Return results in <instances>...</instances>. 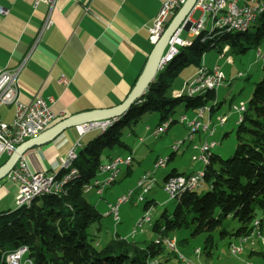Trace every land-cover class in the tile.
<instances>
[{
	"label": "trees",
	"instance_id": "1",
	"mask_svg": "<svg viewBox=\"0 0 264 264\" xmlns=\"http://www.w3.org/2000/svg\"><path fill=\"white\" fill-rule=\"evenodd\" d=\"M259 2L264 6V0ZM259 19L253 31L249 26L244 30L228 31L212 28L211 34L206 35L203 29L190 45L178 48L164 64L163 73L155 76L146 91L120 117L105 129H97V135L83 144L72 162L73 174L69 175V169L63 168L53 173L57 180L69 175L60 192L35 197L29 205L0 210V264H8L6 255L21 247H26V256L34 264H165L170 259L168 254H178L166 246V240L174 238L177 230L188 229L191 236L203 234L202 251L210 257L218 240L248 237L256 219L264 226V74L254 83L241 120L237 122L233 154L222 158L209 151L202 169L201 191L178 192L173 211L164 210L151 225L154 239L137 241L133 235L115 234L98 248L87 228L99 222L103 215L85 197L101 165L111 159L109 150L129 149L122 138L124 129L153 112L159 114L155 127L169 121L168 129L178 122L172 119L178 106L196 111L215 100V89L193 95L180 92L176 96L172 86L186 67L200 66L205 52L211 49L222 53L226 48L240 54L258 47L264 41V7ZM216 106L214 103L209 107V114ZM179 174L186 173H178L173 168L164 179ZM154 204V200L146 201L143 208L146 211ZM227 217L237 222V227L231 231L224 227ZM181 242L187 243V238ZM260 254L264 256V251Z\"/></svg>",
	"mask_w": 264,
	"mask_h": 264
},
{
	"label": "crops",
	"instance_id": "2",
	"mask_svg": "<svg viewBox=\"0 0 264 264\" xmlns=\"http://www.w3.org/2000/svg\"><path fill=\"white\" fill-rule=\"evenodd\" d=\"M163 1L165 0H56L50 11L51 24L41 32L36 41L40 26L48 14V6L44 3L34 6V0H0V7L6 10L5 13H0V71L21 64L18 73L20 102L28 103L34 97L53 99L51 110L55 117L44 131L72 115L118 105L132 90L154 47L148 39L147 27ZM62 76L68 79L67 84L60 81ZM175 92L178 91L174 90L173 93ZM218 108L219 106L215 110ZM14 110V104L0 105V119L11 122ZM188 111L185 110L182 115L191 119L195 110ZM211 117L210 114V120ZM152 122L144 126L146 136H152L151 130L158 121ZM79 130L77 127L65 128L52 138L29 146L22 155L32 170L48 175L56 173L73 145L76 142L81 145L82 139L97 129L88 130L81 136ZM206 133L199 131L195 139L200 142L208 140ZM128 138V142L124 140L129 146V149H124L127 153L125 156L116 150L109 152L111 158L115 155L132 157L131 163L125 165L126 174H130L134 160L133 148L129 144L134 139ZM137 141L139 145L144 142L141 137ZM186 147H189V142ZM144 157H140V160ZM7 158L8 154H3L0 163ZM191 172L193 170L178 173ZM2 188L0 187V200L8 193L6 188ZM103 199L95 198L92 204L99 212L100 206L104 207L102 212L106 214L108 204L114 201L105 203ZM119 223L114 225L115 231L111 238L115 234L122 237L133 235L132 238L137 241L155 238L150 226L144 228L143 232L136 233L134 229H119ZM250 238V243L244 244L242 252L236 257L228 253V248L231 243L238 244L240 239H226L224 243L227 255L225 259L218 256V264L221 261L228 264H254L251 257L261 255L263 248L257 249L264 244L258 239L256 232ZM110 239L107 238L106 241ZM102 244L98 241L96 246ZM245 249L249 250L247 254ZM213 254L210 258H213ZM168 256L170 259L165 264H171L172 258H177L178 263L184 264L174 254Z\"/></svg>",
	"mask_w": 264,
	"mask_h": 264
},
{
	"label": "rangeland",
	"instance_id": "3",
	"mask_svg": "<svg viewBox=\"0 0 264 264\" xmlns=\"http://www.w3.org/2000/svg\"><path fill=\"white\" fill-rule=\"evenodd\" d=\"M201 15L202 12L200 10H195L192 13L191 19L197 20ZM259 15L260 14H257L256 19L250 23V31H253L254 26L260 23ZM204 17V32L206 35H209L211 34L213 27L212 16L209 13H206ZM180 37L189 40L195 39V36L188 33L186 29L181 32ZM258 51H261V53L264 52V41L258 47L250 48L246 53L239 54L228 50H224L222 53H220L218 52V50L211 49L205 52L202 58V63L208 69L212 70L215 67H218L225 76V81L215 89V100L207 102V110L202 118L203 122H207L208 120H210L209 107L214 103L219 106V108L211 114L212 117L209 122V130L206 134L208 141H216V145L211 149V152H218L222 156V158L230 157L233 154L236 145L235 131L238 125L237 122L239 113L235 111L233 107L234 105L238 106L241 103L247 106V103L253 92L254 83L258 81L264 74V59L259 58ZM229 58H231V61H229ZM197 68L198 67L193 64L186 67L175 79L172 90L182 91V86L190 82L194 78V73L196 72ZM163 70L164 67L159 69L156 76H159V73H163ZM239 74H241V76H239ZM190 111L191 110H189L188 112ZM184 112V106H178L175 112L172 114V119L178 122L172 124L169 129H167L160 135L155 136L152 134V136H146V133L143 131L146 124H151L154 120L158 121V112L148 114L138 123L132 125L130 128L124 129L122 138L125 141H127L128 137H130L128 139H134L129 141V144L132 145V154L134 156V160L131 164L130 174H126L125 165H121L119 167L120 171L116 176L115 182L107 186L102 191V193L96 191V188L94 187H91L86 191L85 197L91 203H93L95 198L98 199L101 197L104 198L103 200H105V203L112 201L115 202L118 196L127 193L129 190L133 191L131 200L127 203L121 204L119 207L118 212L121 220V222L117 225L119 229L124 227L128 230L134 229L136 233H140L143 232L144 228H146L147 226L151 227L154 221L160 217V214L164 210H167L168 212L173 211L176 200L169 197L168 193L164 190L163 185L165 182L164 177L168 173H170V171L174 167L178 172H181L183 170H185L186 172L193 170L194 172L201 171L203 169V161L193 160V155H197L199 153L198 150L192 148V143H189V147H186L187 143L189 142L186 139L189 129L184 123H181L179 121ZM224 115H227V121L224 124H220L219 118ZM133 129L135 130V133H131V130ZM211 129L214 130V133L212 135H209V131ZM98 132L99 131L93 132L84 137L82 139L81 145L79 142H76L78 143L76 152L78 153L79 150L83 147V144L87 140L94 138ZM79 135L81 136L82 134ZM140 137L144 142L139 145V142L137 140ZM182 139H185V141L181 144L178 151H176L174 157L167 161L166 166L155 169L154 161L157 156L167 158L173 152V150L171 149V144L177 141H181ZM201 143L202 142L196 139L193 141V144L199 145ZM114 150L118 151V153L123 154V156L127 154L122 147H115L112 149V151ZM142 156L145 157L144 159L140 160V157ZM146 170L151 171V177L149 180L144 181L143 186L145 187L147 185H150V183L152 184L147 193H143L142 199H139V195L142 193L143 189L142 187H137V182L138 179L141 178L142 174L147 172ZM106 176L107 174L105 173H98L96 177L98 179H102ZM14 185L8 182L5 178L0 179V187L6 188L8 190V193H6L7 196H4V198L0 200V210H4L9 207H15L14 197L17 187H15ZM197 191L200 192L201 188H199ZM103 200L101 204H103ZM150 200L155 201V204L151 206L149 211L151 217L150 222L139 225L137 224V222L145 212L143 206L146 201ZM100 208V213L103 215L102 218L99 222L91 224L87 228V232L89 234V237H92L95 240V244L98 245L99 241L103 243L102 245H104L107 242L106 239H110L112 237L115 228L113 217L111 215L106 216V214L102 212L104 207L100 206ZM100 225L102 226L101 228ZM224 227H226L228 231H231L232 229L237 227V222H235L231 217H227L224 220ZM173 236L177 241V251L186 255V257L179 255V260L184 264H218V256H222L223 259L226 258V244L224 243L226 242V240H218L217 248L214 250L213 258H210L205 256L202 251L204 245L203 234L198 236H191L188 229H181L177 230ZM184 238H187V243L183 244L181 240ZM262 240L263 239L261 238V243L264 244ZM249 243L250 241H247L243 243V245ZM102 245H99L97 247L100 248ZM196 248L200 249V253L198 254V256H196L194 252ZM261 248H263L264 250V245L260 246L257 250H261ZM168 250L173 251L171 249ZM248 251L249 250L245 249L246 253H244L247 254ZM232 256L236 257L234 255ZM251 258L254 264H264L263 255L252 256ZM178 262L179 261H177V258H172L171 260V264H181ZM153 264H156V262H154ZM221 264L228 263L221 261Z\"/></svg>",
	"mask_w": 264,
	"mask_h": 264
},
{
	"label": "built area",
	"instance_id": "4",
	"mask_svg": "<svg viewBox=\"0 0 264 264\" xmlns=\"http://www.w3.org/2000/svg\"><path fill=\"white\" fill-rule=\"evenodd\" d=\"M56 0H34V6L39 3H44L48 6V14L45 16L44 21L42 22L38 34L36 36V41L39 39L41 32L46 29L50 24V11L53 8ZM186 0H165L163 1L159 11L156 16L152 20V23L147 27L148 31V39L151 43L155 44L159 39L160 35L164 31L167 23L174 16L176 11L182 6V4ZM237 1V0H236ZM236 1H228V0H218L217 5H223V3L234 4V12H235V2ZM251 6V5H249ZM195 10H200L202 15L197 19H191L192 13ZM209 11L208 0H196L191 11L186 15L179 28L176 30L174 35L168 42L167 45V53L173 50L174 45L182 44L184 39L180 37V34L185 27L188 25L186 31L190 33V30H195L199 28L201 25L202 17L204 14ZM6 10L0 7V13H5ZM234 14V13H233ZM233 14H227L225 17L230 18L232 20ZM166 57V56H165ZM21 64L17 65L14 68H6L0 71V105H11L14 104V116L11 122L7 123L0 119V157L3 154H10L14 148L22 143L23 141L34 137L44 131L46 127L51 123L54 119L55 115L51 110V103L53 102L52 98L44 99L42 97H34L28 103H22L18 100V73L20 71ZM60 81L62 83L67 84L68 79L64 76L60 77ZM225 81V76L221 75V70H215L212 72L211 80L200 79L198 82H193L192 85H187V94L188 92L195 91L199 85L211 84L218 85L222 84ZM241 104L234 108L235 111L239 113V108ZM206 106H202L196 109L195 115L193 117H197V128L189 129L188 128V118L183 115L181 123H184L186 127L189 129L190 140L189 143H192V148L196 149L201 144H210L212 145V141L205 140L201 144H193L195 140L196 134L201 130L205 131V125L210 121L203 122L202 118L205 113ZM227 116V115H224ZM104 121H99L96 123H90L85 127H78L79 134H83L91 129H100ZM213 133H209L212 135ZM158 135V134H153ZM174 142V146H175ZM75 143L73 147L68 151L67 154L71 153L74 149ZM66 157L63 159L65 160ZM193 160H201L203 162L207 161V155H193ZM123 161V157L118 155L115 157L114 167L111 169H117L118 165ZM104 165V164H103ZM162 165H160L161 167ZM48 174L43 172H36L31 169L26 158L21 155L17 160L14 167L6 174L4 177L8 182L15 184L17 187L16 194L14 197V203L24 202L27 197H29L32 193H37L41 191H51L48 184ZM179 177H184V174H180ZM203 176H200V171H196V178L193 180H187L188 188H200L203 182ZM114 183V182H113ZM177 183V178H171V183L167 185L166 192H170V185ZM87 188H90L89 185ZM105 187L96 188L98 190H104ZM150 189V188H149ZM133 195L130 196H122V198H116L114 203L108 204V210H112V215L119 216V206L123 204L124 200H131ZM150 209H148L147 223L150 218ZM171 239H167V241H171ZM249 237L242 238L241 244L247 242ZM232 250H240V246H232ZM196 251V249H195ZM10 262H18L22 264V261L25 260V247L18 248L7 254Z\"/></svg>",
	"mask_w": 264,
	"mask_h": 264
},
{
	"label": "bare ground",
	"instance_id": "5",
	"mask_svg": "<svg viewBox=\"0 0 264 264\" xmlns=\"http://www.w3.org/2000/svg\"><path fill=\"white\" fill-rule=\"evenodd\" d=\"M228 1H236V0H228ZM208 4H209V11H207L206 13H209L212 16V20H213V27L212 28L225 29L227 31L231 30V29H237V30L247 29V27L250 25V23L256 19L257 14H260L261 11L263 10V7H264L263 4L261 2H259V0H237L235 2V12H234V4L223 3V5H217L218 0H208ZM249 5H251V6H249ZM205 14H204V16H205ZM227 14H233L231 21H230V18L225 17ZM204 23H205V17H202L201 25L199 26V28H196L195 30H190V34L193 36H197L204 29ZM190 43H191V40L184 39L182 44L174 45L173 50H171L170 52L167 53V55L164 59V63L167 62L173 55H175L177 53L178 48L180 46L190 45ZM224 50H226V49H224ZM258 56L260 58L264 59V54L260 55V53L258 52ZM229 61H231V58H229ZM215 70H218V67H215L214 69L210 70L202 63L200 66H198L196 72L194 73V78L190 82L183 85L182 91L175 92V93H173V95L178 96L180 94V92L186 93L187 92V85H192L193 82H198V80H200V79L204 78V80H211L212 72H215ZM221 75H224L222 71H221ZM239 76H241V74H239ZM219 85L220 84H218V85H211V84L199 85L195 91L188 92V94L193 95L195 93H201V92L205 91L206 89H216ZM236 107H237V105H234L233 109ZM206 110H207V106H206ZM206 110H205V112H206ZM244 110H245V105L243 103H241V106L239 108L238 121L241 120V113ZM182 118H183V115L180 117L179 121H181ZM113 120L114 119L105 120V122L102 124L100 130L105 129L108 125H110L113 122ZM208 121H210V120H208ZM226 121H227V116H222L219 118L220 124H224ZM168 123H169V121H166V122L162 123L161 125H159L158 127H155L154 129L151 130V134L160 135L161 133H163L164 131L167 130ZM188 128L189 129H196L197 128V117H192L191 119H188ZM208 130H209V123H207V125H205V131L207 132ZM209 133H214V130L211 129L209 131ZM186 139L190 140V133L189 132L187 134ZM184 141H185V139L181 140V141H177L175 143V146H174V143L171 144V149L174 152H176ZM215 145H216L215 141H212V145L201 144L200 146H198V148H196V150H198V152H199L197 155H208L209 151H211V149ZM76 147H77V145H75V147L71 151V153L67 154V158L65 160H62L61 164H60V168L69 169V175H71L75 172L74 168H72L71 165H72V162L77 158ZM115 157H118V155L113 156L110 160L105 162L104 165H101L98 173H100V174L105 173V174H107V176L103 179H98L96 177V179L93 181V183L91 185H89L90 188L91 187L99 188L101 186L102 187L109 186L110 184L115 182L116 176H117L118 172L120 171L119 167L121 165H129L131 163V160H132V157L129 155L126 157H123V161L121 162V164L118 165L117 169H113V171H111V169L114 167V164H115ZM166 163H167V158L158 157L154 163V168L158 169L161 167H165ZM160 165H162V166L160 167ZM69 175L64 176L62 178V180H57L53 176V174L49 175L48 176V184H49V188L51 189V191H41V192H37V193H32L29 197H27L25 199L24 202L16 203L15 207H21L23 205H29L30 202L35 197H38V196L46 194V193H58V192H60V190L62 188V184L68 180ZM150 175H151V171H147V172L142 174L141 178L138 179V182H137L138 186L137 187H139V188L142 187V189H143L142 193L139 195V199H142L143 193H147V191L149 190V188L152 184V183H150V185H147L145 187L143 186L144 181L150 179V177H151ZM179 176H180V174L175 175V176H171V177L167 178L164 182L163 188L166 191L167 185L171 183V178H177V183L170 185V192L168 193L170 198L175 199L176 195L180 191H185V190L193 191V190L199 189V188H188V184H187V180H193V178H196V171L191 172V173H186V174H184V177H179ZM200 176H203L202 171H200ZM90 188H87V190ZM96 191H98L99 193H102L103 190L96 189ZM131 194H132V190H129L127 193L122 194V195L118 196L117 198H122V196H130ZM128 201H130V200H124L123 203H127ZM106 215H111L113 217L114 225L119 223V216L118 215H112V210H108L106 212ZM147 216H148V210H146L143 213V215L138 220L137 224L143 225V224L147 223ZM150 219H151V217L149 218V222H150ZM253 225H254V228H253L252 233L248 236L249 239H252V238H250V236H252V234L254 232H256L257 237L260 240L262 238L263 239L262 242H264V236H263L264 226H262L260 224L259 220H257V219L254 221ZM134 231H132V233H134ZM241 242H242V239H240V242L238 244L231 243L229 245L228 251L231 255L237 256L238 254H240L242 252L243 244H241ZM166 246L168 249H171V250L177 252L178 249H177L175 237L172 238L171 241L166 240ZM232 246H240V250H232ZM194 252H195L196 256H198V254L200 253V249H196V251H194ZM177 257L179 259V253L177 254ZM6 262L8 264H19L18 262H10V260L8 259V255H6ZM22 264H34L32 259L26 256V247H25V260L22 261Z\"/></svg>",
	"mask_w": 264,
	"mask_h": 264
},
{
	"label": "water",
	"instance_id": "6",
	"mask_svg": "<svg viewBox=\"0 0 264 264\" xmlns=\"http://www.w3.org/2000/svg\"><path fill=\"white\" fill-rule=\"evenodd\" d=\"M196 0H186L182 6L176 11L171 18L159 39L154 44V47L146 61V64L138 77L135 85L128 96L118 105L106 109H95L76 115H72L58 122L53 127L38 135L31 137L19 145L8 155V158L0 165V179L14 167L17 160L24 151L31 145L40 141L50 139L61 130L69 127H85L90 123H96L107 119H116L120 117L126 109L134 103L147 89L150 82L155 78L159 69L163 67L165 56L167 55V45L171 37L174 35L180 24L191 11ZM188 28V25L185 29ZM178 47V46H177Z\"/></svg>",
	"mask_w": 264,
	"mask_h": 264
}]
</instances>
